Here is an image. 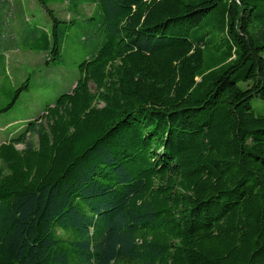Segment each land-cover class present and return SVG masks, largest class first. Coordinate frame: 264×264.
Listing matches in <instances>:
<instances>
[{"label":"trees","instance_id":"trees-1","mask_svg":"<svg viewBox=\"0 0 264 264\" xmlns=\"http://www.w3.org/2000/svg\"><path fill=\"white\" fill-rule=\"evenodd\" d=\"M39 1L50 29L0 0L1 65L16 32L61 59L76 19ZM64 3L97 41L0 143V264H264V0Z\"/></svg>","mask_w":264,"mask_h":264},{"label":"rangeland","instance_id":"rangeland-1","mask_svg":"<svg viewBox=\"0 0 264 264\" xmlns=\"http://www.w3.org/2000/svg\"><path fill=\"white\" fill-rule=\"evenodd\" d=\"M22 6L21 13L15 14V19L21 23L22 28L50 29V18L39 0H19ZM49 8L54 10L56 17L65 20L72 16L76 23L70 27V31L64 41L59 62L46 64L44 52H36L27 49L25 37L21 32L14 33L13 43L18 46L17 50L5 53V59L0 64V143L16 136L28 119L37 117L49 101L71 89L78 78L77 65L85 56L92 52L94 39L90 42L80 41L79 38L86 36L82 19L90 12L95 11V4L85 3L73 11L66 8L64 0H44ZM91 26L95 19L89 20ZM6 40V38H5ZM4 38L0 31V55L4 48ZM30 43V40L27 41ZM26 82L28 88L20 90L13 102L9 105L14 92ZM8 106V107H7ZM253 110L264 113V99H251Z\"/></svg>","mask_w":264,"mask_h":264}]
</instances>
